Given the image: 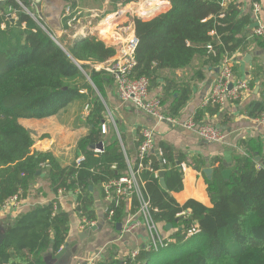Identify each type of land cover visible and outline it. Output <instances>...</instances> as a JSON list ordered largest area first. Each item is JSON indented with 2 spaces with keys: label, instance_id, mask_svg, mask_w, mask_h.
Listing matches in <instances>:
<instances>
[{
  "label": "trees",
  "instance_id": "1",
  "mask_svg": "<svg viewBox=\"0 0 264 264\" xmlns=\"http://www.w3.org/2000/svg\"><path fill=\"white\" fill-rule=\"evenodd\" d=\"M20 1L31 11L28 0ZM223 2L170 0L168 12L151 20L133 19L138 45L132 76L147 78L150 91L162 89L163 114L167 117L181 114L193 95V88L190 82L160 84L164 72L189 68L198 58L203 61L196 80L203 82L205 67L221 66L236 54L247 53L255 43H264L253 37L252 31L246 33L252 20L242 15L241 4L237 0ZM9 7L15 11V20L9 17ZM69 19H65L66 25ZM66 50L16 0L0 2V204L16 195L20 200L25 199L39 178V171L46 172L54 195L46 206L15 220L2 245L0 264H45L46 252L56 256L67 245L70 215L60 206L59 191L75 194L76 212L81 219L93 223L97 217L91 188L101 186L106 199L104 186L128 175L127 151L109 126L106 135L101 130L107 120V90L114 86L115 80L109 73L91 67L113 59L116 50L92 34L76 38ZM262 71L254 69L257 77L262 76ZM233 73L234 76L238 73L235 66ZM77 101L90 105L86 118L90 131L79 142L84 161L63 166L50 154H33L32 133L20 120L50 118ZM219 111L220 106L208 103L196 113L194 121L204 122L206 116L213 117ZM243 114L253 120L264 116V91L261 100L247 105ZM232 120L229 117L225 122ZM99 143L104 145L102 153L91 149ZM262 145L260 139L240 142L238 152L232 154V166L228 167L231 176L227 181L222 175L227 169L223 161H212L214 174L212 180H206L211 207L196 200L185 204L176 201L172 194L184 189L183 172L173 149L162 145L161 158L148 156L145 165L150 163L152 171L145 170L142 179L155 210L156 223L170 224L177 230L171 237L172 242L159 252L142 248L135 258L111 257L97 264H264ZM138 166L139 158L134 168ZM161 171H166L165 189L158 176ZM111 193L113 200L108 201L105 218L114 211L110 222L117 226L124 223L128 214V199L118 198L114 190ZM132 198L131 213L134 214L139 205ZM193 228L200 233L187 240Z\"/></svg>",
  "mask_w": 264,
  "mask_h": 264
},
{
  "label": "crops",
  "instance_id": "2",
  "mask_svg": "<svg viewBox=\"0 0 264 264\" xmlns=\"http://www.w3.org/2000/svg\"><path fill=\"white\" fill-rule=\"evenodd\" d=\"M5 1L0 0V2ZM237 2L241 4L242 15L250 16L251 26L258 24L253 11L254 5L260 4L261 11L258 20L264 24V0H237ZM120 4L121 2L116 3L114 0H71V2L40 0V5H37L34 0V4L31 5V12L40 19L42 24L39 23V25L53 40L65 42L68 46L78 37L86 34L96 35L106 45L115 48L114 60L121 56L120 48L127 36V34L124 36L119 35L117 33L118 27L123 23L131 22L129 15L119 16L117 14ZM134 4V2L129 4V8L134 11L139 9L143 13L149 7L157 9L156 13L148 18L139 17L143 20H151L159 14L168 12L171 8L170 0H138L136 4H139V6L135 7ZM10 9L13 8H8V14ZM9 17H11L10 14ZM67 18L70 19L66 25L65 19ZM70 20L71 25H69ZM3 26L5 28V25H2V29H4ZM132 26L135 33L134 24ZM251 26L247 28L246 33L250 31L253 33L254 29L250 30ZM202 61L197 58L189 68L176 72L166 71L159 81L160 84L170 83V81L177 83L190 82L192 84L193 95L190 101L179 116L171 117L176 123L158 122L157 119L140 111L133 104L123 103L117 95L116 84L107 90V113L113 119L115 136L120 140L124 151L126 150L128 153V156H126L127 161L133 167L138 158L141 143L140 133L144 129H153L155 132V150L151 155L161 158L162 145L171 147L175 153L176 163L183 172L184 189L179 193H173V197L180 204H185L189 200H196L206 207H211L212 203L206 184L208 179L204 174V170H214L211 166L214 159H221L224 164L227 163L231 167L232 154L238 152L240 142L243 140L249 142L255 139L261 140L264 156V126L258 125L256 120L243 114L247 105L261 100L264 91V43L262 45L255 43L247 53H238L232 59L233 67H237L238 71L235 78L249 81L250 92L237 102H228L220 108L217 115L213 117L206 116L204 122H201L213 124L216 127L220 126L219 130L226 136L224 143H207L197 133L184 127L186 122L194 120L199 110L208 105L206 101L210 97L219 75L217 70H220V66H207L203 70L205 80L203 82L196 80V72L200 69ZM255 68H260V71L263 70L262 76H256ZM83 92L87 94L86 90ZM151 93L163 97L161 88H156ZM163 110L162 107V112ZM89 112L90 105L88 103L77 101L50 118L41 120L21 119L20 123L32 133L34 139L32 153L50 154L63 166H69L75 161L77 162L79 158L83 157L79 149V142L90 131L86 125ZM229 117H232L233 120L225 122ZM106 124L107 126L110 125L108 120H106ZM116 131L119 132L118 136ZM190 162H197L198 164L189 166ZM199 166L202 167L201 170ZM164 172L166 174V171ZM38 176L39 178L33 183L28 196L21 200L18 208L7 209L0 213L1 224L12 225L20 216L28 214L39 207H44L53 200L54 195L46 178V172ZM91 192L94 200L93 209L97 217L92 226L83 224L85 218L81 219L76 212L75 194H64L58 199L62 210L70 215L71 229L67 248L73 253L69 264L85 263L96 257L95 264L111 257L124 260L133 252L148 245L149 236L144 227L126 233L123 224L122 229H118L105 218L108 202L103 197L101 186L92 188ZM132 201L133 198L128 199V214L125 221L129 215L133 214L131 213ZM92 227L97 229L91 231L88 236L83 235L85 232L90 231ZM165 227L166 225H161V234L165 239H171L177 230L172 228L166 230ZM49 255H52L51 251L44 254V259Z\"/></svg>",
  "mask_w": 264,
  "mask_h": 264
},
{
  "label": "built area",
  "instance_id": "3",
  "mask_svg": "<svg viewBox=\"0 0 264 264\" xmlns=\"http://www.w3.org/2000/svg\"><path fill=\"white\" fill-rule=\"evenodd\" d=\"M16 1L27 13L30 14V11L21 3L20 0ZM28 1L31 5L34 4V0ZM227 3H230V0H224V4ZM134 6L138 7L139 4L135 3ZM260 11L261 5L255 4L253 13L256 17V21L258 22V27L253 30V37L264 41V24L260 23L258 20ZM9 14L12 18H16L14 17L16 14L13 9H10ZM117 14L119 16L129 15L131 19L130 23H123V25H120L117 30V33L121 36L127 34L125 42L120 48L121 56L114 60L111 59L104 64L91 65V67L98 72L105 71L114 78L117 95L123 103L133 104L140 111L157 119L158 122H168L171 124L176 123L174 119L163 114L162 96L153 95L151 93L149 80L147 78H136L132 76L133 69L136 65L135 52L138 45V40L133 32L132 24L135 17H143L144 13L139 9L134 11L130 9L129 5L126 3H121ZM69 22V25H71V20ZM76 65L82 72H84L80 64L76 63ZM233 65L234 63L231 59L220 66L219 75L214 83L211 95L206 101L207 104L211 103L222 108L228 102H237L241 100L248 92H250L249 81L246 79L241 80L235 78L232 69ZM256 122L258 125L264 126V116L256 120ZM184 127L197 133L198 136L207 143H224L226 140L225 134L213 124L197 123L194 120H189L184 124ZM101 130L103 135L108 133V126L106 123L102 124ZM117 133L119 135L118 131ZM142 139L143 140L138 152V168H134L127 161L129 165L128 175L120 178L119 180L112 181L104 187L107 202L109 200H113L111 190H114L118 198L129 199L135 197L137 199L139 209L135 214L127 217L126 221L123 223L124 231L129 233L140 227H144L149 236V243L145 248L148 251L159 252L161 249L167 247L172 242V239H165L162 236L161 231L158 228V223L154 220L153 214L155 210H153L150 205L149 197L145 189V183L142 179V174L145 170L152 171L150 163L146 166L145 162H147L148 156H150L155 150L154 130L144 129L142 131ZM96 152L102 153L103 151ZM83 161L84 157H81L77 160V163L81 164ZM42 167L47 169V165H43ZM62 195H64V191H59V198ZM20 202L21 200L18 195L11 197L4 204H0V213L7 209L18 208L20 206ZM113 215L114 211H111L109 218L107 219L109 222L111 221V217H113ZM182 215H185V213ZM83 224L88 226L94 225V223H89L86 219H84ZM199 233V229L193 228L188 232L186 239L188 240ZM138 252L139 250L133 252L131 256L135 258ZM96 260L97 257L80 264H95Z\"/></svg>",
  "mask_w": 264,
  "mask_h": 264
},
{
  "label": "water",
  "instance_id": "4",
  "mask_svg": "<svg viewBox=\"0 0 264 264\" xmlns=\"http://www.w3.org/2000/svg\"><path fill=\"white\" fill-rule=\"evenodd\" d=\"M35 1H36L37 5H40V0H35ZM156 11H157V9L153 8V7H149V9H145L144 18H148V17L152 16L154 13H156ZM257 27H258V24L256 23L253 26H251L250 30H253ZM54 42L57 44V41L55 39H54ZM58 45H59V43H58ZM217 71L219 72V70H217ZM230 88H231V86H230ZM217 128L220 129L221 127L217 126ZM91 149L93 151H103L104 145H103V143H99L97 145L91 146ZM224 167H226L227 169L222 172V175H223V178L227 181L230 179L231 170L228 169L229 166L227 163L224 164ZM213 172H214V170H212V169L204 170V174L208 180L212 179ZM37 175H41V171H39L37 173ZM164 175H165L164 171H161L159 173L160 182H161L163 188L165 189L166 186H165V182H164ZM91 190H92V188H91ZM116 227L118 229H122V224H117ZM171 228H172V225H170V224L166 225V227H165L166 230H170ZM96 229H97L96 227H92L90 231L85 232V234H83V235L88 236L91 231H95ZM11 230H12V225H6V224L0 223V251H1L2 245L4 244V242L7 238V235L9 234V232ZM72 253L73 252H70L68 250L67 245H65L64 247L61 248V250L58 252V254L56 256H53V254H52V255L45 257V264H69L70 260L72 259Z\"/></svg>",
  "mask_w": 264,
  "mask_h": 264
},
{
  "label": "rangeland",
  "instance_id": "5",
  "mask_svg": "<svg viewBox=\"0 0 264 264\" xmlns=\"http://www.w3.org/2000/svg\"><path fill=\"white\" fill-rule=\"evenodd\" d=\"M127 4V3H126ZM129 4H131V3H128L127 5H129ZM33 12H31L30 11V15L36 20V22L39 24L40 23V19L35 15L34 16V13L32 14ZM29 14V13H28ZM14 20H15V18H13ZM57 43H60V45L66 50V49H68V46H67V44L65 43V42H57ZM67 51V50H66ZM106 116H107V120L109 121V128H111L113 131H114V128H113V124H112V121H113V119L112 118H110V116H109V114L107 113L106 114ZM116 130V129H115ZM116 134H117V131H116ZM117 136H118V134H117ZM59 198V197H58ZM161 223H159L158 224V228H159V230L161 231V233H162V228H161Z\"/></svg>",
  "mask_w": 264,
  "mask_h": 264
},
{
  "label": "bare ground",
  "instance_id": "6",
  "mask_svg": "<svg viewBox=\"0 0 264 264\" xmlns=\"http://www.w3.org/2000/svg\"><path fill=\"white\" fill-rule=\"evenodd\" d=\"M155 4H157V3H155Z\"/></svg>",
  "mask_w": 264,
  "mask_h": 264
}]
</instances>
